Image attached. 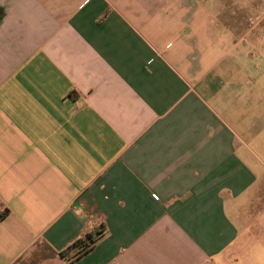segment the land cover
Listing matches in <instances>:
<instances>
[{"label": "crops", "instance_id": "1", "mask_svg": "<svg viewBox=\"0 0 264 264\" xmlns=\"http://www.w3.org/2000/svg\"><path fill=\"white\" fill-rule=\"evenodd\" d=\"M0 11V264H70L86 233L71 264H232L230 213L264 205L263 39L222 0Z\"/></svg>", "mask_w": 264, "mask_h": 264}, {"label": "rangeland", "instance_id": "2", "mask_svg": "<svg viewBox=\"0 0 264 264\" xmlns=\"http://www.w3.org/2000/svg\"><path fill=\"white\" fill-rule=\"evenodd\" d=\"M222 3H227L230 6V25L235 18L234 14L238 16V19L244 20V27L242 29L245 32L253 31V34L257 38L263 39V42L258 44L253 42L252 46H249L251 50L258 53L259 67L261 69L255 73L254 79L257 81L261 88V98L264 99V0H222ZM231 10H233L231 12ZM242 29H239L242 30ZM252 36V33H250ZM257 62V61H256ZM256 95V92L254 93ZM264 160V156H260ZM264 164V163H263ZM259 207L255 210L257 213L250 220H240L237 213H230L233 217L232 220L236 225L239 238L238 243L240 252L233 257L232 264H264V205L257 203ZM251 207L248 206L247 210ZM253 207L252 209H254ZM245 222V223H243Z\"/></svg>", "mask_w": 264, "mask_h": 264}, {"label": "trees", "instance_id": "3", "mask_svg": "<svg viewBox=\"0 0 264 264\" xmlns=\"http://www.w3.org/2000/svg\"><path fill=\"white\" fill-rule=\"evenodd\" d=\"M1 14L2 13L0 11V17ZM96 240L97 239L93 234L86 233L82 239L75 241L70 247L63 251L61 256L71 264L75 260H78L89 253L92 250Z\"/></svg>", "mask_w": 264, "mask_h": 264}]
</instances>
